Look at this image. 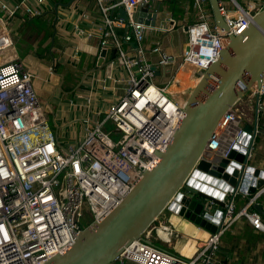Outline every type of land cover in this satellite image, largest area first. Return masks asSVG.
<instances>
[{
    "label": "built area",
    "instance_id": "obj_1",
    "mask_svg": "<svg viewBox=\"0 0 264 264\" xmlns=\"http://www.w3.org/2000/svg\"><path fill=\"white\" fill-rule=\"evenodd\" d=\"M30 1L19 0L12 7L0 0V264H46L71 248L84 230L115 211L144 173L155 167L158 154L166 151L184 118V106L172 100L167 87L153 82L158 69L145 61L140 48L150 27L134 19V10L150 7L153 0H96L104 23L100 50L117 52L128 74V86L125 95L101 113L100 120L82 130L78 142L64 146L48 127L47 108L35 90L34 75L21 60L1 58L14 47L10 24L18 11L39 15ZM193 1L200 9L209 0ZM235 7V13L230 14L220 0L229 32L211 28L206 22L189 27L182 45L183 66L204 73L218 61L230 37L248 29L255 14ZM122 8L128 22L117 16ZM125 28L129 32L121 38L118 30ZM124 42L139 44L134 48L137 57L126 53ZM153 52L160 55V67L170 64L171 57L160 46ZM252 91L261 99L264 85ZM70 103L74 106V101ZM244 117L236 106L226 114L205 155L222 153L227 159L244 134ZM111 123L118 141L108 132ZM260 195L249 199L248 206L238 213L236 197L228 199L224 228L203 244L193 259L148 244L153 238L170 242L173 235L169 225L153 224L143 239L125 248L115 264H222L214 260L220 237L235 221L245 218L254 229L264 232L262 216L251 210Z\"/></svg>",
    "mask_w": 264,
    "mask_h": 264
},
{
    "label": "water",
    "instance_id": "obj_2",
    "mask_svg": "<svg viewBox=\"0 0 264 264\" xmlns=\"http://www.w3.org/2000/svg\"><path fill=\"white\" fill-rule=\"evenodd\" d=\"M209 2L216 27L229 32L220 0ZM159 14L160 9L147 6L135 9L134 19L154 29L162 22ZM117 16L129 21L123 8ZM134 47L139 48V44L134 43ZM107 55L108 50L101 52L99 66L106 65ZM116 56L113 50L112 58ZM263 85L264 7L242 35L230 37L218 61L203 73L184 105V118L174 138L166 151L158 154L155 167L144 173L115 211L84 230L71 248L46 264H115L125 248L143 239L142 235L165 212L217 234L224 228L227 200L233 197L249 200L261 193L254 209L264 219V169L252 161L255 140L264 135V125L259 122V96L255 123L241 124L244 134L230 156L205 155L222 118L249 92Z\"/></svg>",
    "mask_w": 264,
    "mask_h": 264
},
{
    "label": "crops",
    "instance_id": "obj_3",
    "mask_svg": "<svg viewBox=\"0 0 264 264\" xmlns=\"http://www.w3.org/2000/svg\"><path fill=\"white\" fill-rule=\"evenodd\" d=\"M2 1L12 7L19 4V0ZM235 1L223 0L230 14L237 10L235 5L252 14L264 7V0ZM30 4L39 11V15L31 17L24 9L18 11L10 24L14 47L27 57L25 63L21 61L34 75V86H42L39 88L44 99L42 103L47 113H56L57 130L73 127L80 131L91 127L101 119V113L125 95L128 86V74L117 56L112 58L113 49L108 50L106 65L99 66L104 23L97 1L31 0ZM150 8L160 9L162 22L157 25L159 29L146 31L140 48L144 51L145 61L158 69L153 82L160 87H168L171 83L186 81L179 76L183 70L181 46L188 39L186 30L201 22L208 23L211 28L216 27L211 4L207 1L198 9L193 0H153ZM111 13L115 15L116 11ZM128 32V28L118 30L121 38ZM176 36L179 48L173 46ZM134 43H123L131 58L138 55ZM157 46L171 57L166 67L159 66L160 55L153 52ZM51 69L52 75L49 74ZM71 101H74V106H71ZM256 103L253 91L238 102L236 108L245 114L242 124L255 123ZM259 120L264 125V96L260 99ZM252 153L254 165L264 169V135L256 138ZM235 206L236 213L240 212L248 206V199L244 196L239 198ZM159 224L169 225L173 231L170 242L164 243L162 238L159 242L167 246V251L187 260L193 259L213 236L189 220L169 212L159 217L155 226ZM214 260L222 264H264V232L254 229L245 218L235 221L220 237V249Z\"/></svg>",
    "mask_w": 264,
    "mask_h": 264
},
{
    "label": "rangeland",
    "instance_id": "obj_4",
    "mask_svg": "<svg viewBox=\"0 0 264 264\" xmlns=\"http://www.w3.org/2000/svg\"><path fill=\"white\" fill-rule=\"evenodd\" d=\"M226 2H228V0H225ZM185 38V36H184ZM173 46H175L176 48L180 47V42L176 36V39L173 43ZM182 47V46H181ZM1 58H6L8 61H11L13 59H19L22 60L24 63L26 62L27 57L20 51L18 50L16 47H14L12 50L7 51L6 53H4V55H2ZM188 71H185L184 69L181 70L179 76L183 77L184 80H186V83L183 81V85L182 84H178V83H171L170 85H168V90L170 91V88L173 89L176 92L170 91L172 93V95H170V97L172 98V100H174L175 102L179 103L181 106H184L185 103L188 101L192 91L195 89L196 87V83L194 82V80H200L203 73L200 70H194V74L192 77V79H190L189 75H187ZM41 76L43 75V72L41 71ZM179 77V78H180ZM192 81V83H191ZM35 82V79H33V83ZM190 86V87H189ZM42 86L39 85V88H41ZM39 88L37 86H35V90L38 94V97L43 101V97L41 96V93L39 91ZM186 89L185 93H179V89ZM179 90V91H178ZM47 121H48V127L50 129V131L52 132V134L59 138L60 142L64 145V146H69L72 145L74 143H76L75 141H77L78 137L80 136V134H82V128L80 129V131H76L75 128L73 127H64L61 130H57V121L55 120L56 117V113H47ZM60 120V124L62 125L61 119ZM80 126V125H79ZM58 127L60 128V125H58ZM108 132H110L112 134V139L114 141H118L120 139L119 135L115 134V125L113 123H111L110 125H108L107 127ZM168 214V213H166ZM153 244L161 249L166 250L167 246L164 245L163 243H160L159 241H157L156 238H153ZM126 264H133V263H126Z\"/></svg>",
    "mask_w": 264,
    "mask_h": 264
},
{
    "label": "bare ground",
    "instance_id": "obj_5",
    "mask_svg": "<svg viewBox=\"0 0 264 264\" xmlns=\"http://www.w3.org/2000/svg\"><path fill=\"white\" fill-rule=\"evenodd\" d=\"M183 69L185 70V71H188L186 74L187 75H189V77H190V79H192V77L191 76H193V74H194V69L193 68H191V67H188V66H183ZM183 82V81H182ZM178 83V84H182L183 85V83ZM185 83H186V81H184ZM194 82L196 83V85L198 84V80H194ZM191 83H192V81H191ZM190 87V86H189ZM179 89V88H178ZM183 89V88H182ZM182 89H179L178 91H179V93H185L186 92V89H184V90H182ZM170 91H173V92H176V91H174L173 89H171ZM169 91V92H170ZM170 94L172 95V93L170 92ZM161 234L163 235V236H166L163 232H161Z\"/></svg>",
    "mask_w": 264,
    "mask_h": 264
}]
</instances>
